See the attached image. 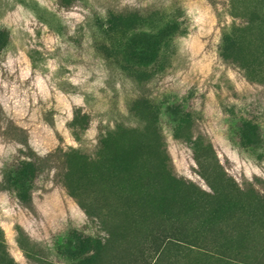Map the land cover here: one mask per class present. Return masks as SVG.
Here are the masks:
<instances>
[{
  "label": "rangeland",
  "instance_id": "rangeland-1",
  "mask_svg": "<svg viewBox=\"0 0 264 264\" xmlns=\"http://www.w3.org/2000/svg\"><path fill=\"white\" fill-rule=\"evenodd\" d=\"M263 218L264 0H0V264H264Z\"/></svg>",
  "mask_w": 264,
  "mask_h": 264
},
{
  "label": "trees",
  "instance_id": "trees-1",
  "mask_svg": "<svg viewBox=\"0 0 264 264\" xmlns=\"http://www.w3.org/2000/svg\"><path fill=\"white\" fill-rule=\"evenodd\" d=\"M202 176H203L205 179H208L207 174H206V171H204V172L202 173ZM238 203H239V202H238ZM263 223H264V218H263Z\"/></svg>",
  "mask_w": 264,
  "mask_h": 264
}]
</instances>
